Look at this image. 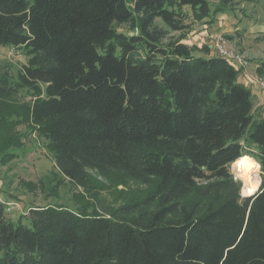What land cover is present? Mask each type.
Wrapping results in <instances>:
<instances>
[{"label": "trees", "instance_id": "16d2710c", "mask_svg": "<svg viewBox=\"0 0 264 264\" xmlns=\"http://www.w3.org/2000/svg\"><path fill=\"white\" fill-rule=\"evenodd\" d=\"M213 12L212 0H0V44L30 57L17 81L0 74V100L32 93L29 127L72 185L94 171L152 187L104 211L31 205L18 223L1 193L0 264H264V118L251 84L173 36ZM245 156L261 167L247 197L231 173Z\"/></svg>", "mask_w": 264, "mask_h": 264}, {"label": "rangeland", "instance_id": "374dc122", "mask_svg": "<svg viewBox=\"0 0 264 264\" xmlns=\"http://www.w3.org/2000/svg\"><path fill=\"white\" fill-rule=\"evenodd\" d=\"M212 7L214 12L210 18L173 36L188 45L194 54L206 55L217 54L210 34L226 36L227 46L239 51L249 62L243 77L251 84L255 118H264V91L254 81V78L264 80V74L257 71L258 62L264 59V0H239L225 9L217 0H212ZM221 9L225 11L216 13ZM116 30L131 33L127 25H117ZM29 59L22 48L0 44V74L12 82L18 80L20 70ZM13 96L0 100V158L4 153L13 154L5 163L0 159V196L4 198L1 193L6 194L8 201L17 205L18 211L8 215L14 223H18L22 214L28 213L31 205H85L90 210L104 211L107 207H118L128 199L143 197L152 190L151 186L128 180L120 174L103 178L94 171H88L90 180L86 188L72 185L55 166L45 140L29 127L27 112L32 93L21 90ZM257 172L261 182L260 165ZM231 173L242 181L245 189L246 178L235 168V163L231 166ZM25 182L31 183L24 186L22 183ZM23 222L29 224L26 218Z\"/></svg>", "mask_w": 264, "mask_h": 264}, {"label": "built area", "instance_id": "2783aa9c", "mask_svg": "<svg viewBox=\"0 0 264 264\" xmlns=\"http://www.w3.org/2000/svg\"><path fill=\"white\" fill-rule=\"evenodd\" d=\"M210 40L213 44L217 55L227 59L235 68L241 69L243 72L247 70L248 60L246 57L241 54L239 51H236L233 48H229L226 44V38L223 34H210ZM249 79V78H248ZM254 81L259 84V86L264 90V80L254 78ZM3 199L0 197V202ZM6 212L9 215L12 211H18L17 205L12 202H6Z\"/></svg>", "mask_w": 264, "mask_h": 264}, {"label": "bare ground", "instance_id": "6f19581e", "mask_svg": "<svg viewBox=\"0 0 264 264\" xmlns=\"http://www.w3.org/2000/svg\"><path fill=\"white\" fill-rule=\"evenodd\" d=\"M241 159L244 160L243 166H241V164L239 163V161ZM235 168L240 170L242 175H244V177L246 178V182H247L246 185L249 188H251L253 190L259 188L260 180H259L258 174H257L259 165L254 159H251L249 157H242L235 163ZM251 193H254V192H251ZM243 194H244V188H243Z\"/></svg>", "mask_w": 264, "mask_h": 264}, {"label": "water", "instance_id": "95a60500", "mask_svg": "<svg viewBox=\"0 0 264 264\" xmlns=\"http://www.w3.org/2000/svg\"><path fill=\"white\" fill-rule=\"evenodd\" d=\"M260 184H261V182H260ZM259 187H260V185H259ZM258 190H259V188H258L254 193H252V194H250V195H248V196H251V195L255 194ZM242 191H243V189H242ZM242 196H243V197H246V196H244V194H242Z\"/></svg>", "mask_w": 264, "mask_h": 264}, {"label": "clouds", "instance_id": "9594fccd", "mask_svg": "<svg viewBox=\"0 0 264 264\" xmlns=\"http://www.w3.org/2000/svg\"><path fill=\"white\" fill-rule=\"evenodd\" d=\"M239 163L241 164V166H243V165H244V160L241 159V160L239 161Z\"/></svg>", "mask_w": 264, "mask_h": 264}, {"label": "crops", "instance_id": "0c3cea01", "mask_svg": "<svg viewBox=\"0 0 264 264\" xmlns=\"http://www.w3.org/2000/svg\"><path fill=\"white\" fill-rule=\"evenodd\" d=\"M194 45H196V44H194ZM198 55H200V54H198ZM241 80H242L243 82L247 83L245 79H242V78H241Z\"/></svg>", "mask_w": 264, "mask_h": 264}]
</instances>
